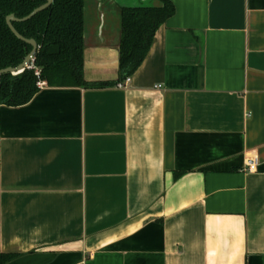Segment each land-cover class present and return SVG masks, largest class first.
<instances>
[{
	"label": "crops",
	"instance_id": "obj_1",
	"mask_svg": "<svg viewBox=\"0 0 264 264\" xmlns=\"http://www.w3.org/2000/svg\"><path fill=\"white\" fill-rule=\"evenodd\" d=\"M114 1H86L88 82L118 76ZM170 1L127 87L0 104L5 264H264V0Z\"/></svg>",
	"mask_w": 264,
	"mask_h": 264
},
{
	"label": "trees",
	"instance_id": "obj_2",
	"mask_svg": "<svg viewBox=\"0 0 264 264\" xmlns=\"http://www.w3.org/2000/svg\"><path fill=\"white\" fill-rule=\"evenodd\" d=\"M87 0H53L50 6L25 21H13L15 29L38 44L32 66L16 75H0V104L19 106L38 91L37 80L51 86L102 87L130 76L144 59L154 32L174 13L170 0L145 5H120L118 76L114 80L88 82L83 74ZM45 0H0V69L19 64L31 46L9 29L6 16L21 18ZM38 70L37 76L35 71ZM15 254L0 253V264Z\"/></svg>",
	"mask_w": 264,
	"mask_h": 264
},
{
	"label": "water",
	"instance_id": "obj_3",
	"mask_svg": "<svg viewBox=\"0 0 264 264\" xmlns=\"http://www.w3.org/2000/svg\"><path fill=\"white\" fill-rule=\"evenodd\" d=\"M53 0H45V2L39 6H37L36 8H34L30 13H28L26 16H23L21 18L16 17L14 14H9L6 16L5 20L6 23L9 27V29L11 30V32L20 40L26 42L27 44H29L31 46L30 51L26 54V56L24 57V59L17 64L16 66H8L6 68H2L0 69V75L4 74V73H11L12 75H16L19 74L20 72H22L25 68H29L31 62L33 61L34 55L38 50V44L37 42L32 39V38H25L24 36H22L13 26L12 22L13 21H25L30 19L32 16H34L35 14H37L38 12L46 9L48 6H50V4L52 3ZM135 4L133 5H145V4H150L153 3L155 0H134ZM139 2H142L139 4ZM101 4L99 3V6ZM104 24V19H103V14L101 15V19H100V23H99V32H101L102 26ZM86 32V31H85ZM84 38L86 39V33H84ZM83 59H84V53H83ZM117 78V77H116ZM115 78V79H116Z\"/></svg>",
	"mask_w": 264,
	"mask_h": 264
},
{
	"label": "built area",
	"instance_id": "obj_4",
	"mask_svg": "<svg viewBox=\"0 0 264 264\" xmlns=\"http://www.w3.org/2000/svg\"><path fill=\"white\" fill-rule=\"evenodd\" d=\"M31 66H32V62L30 64V67ZM35 73H36L37 76L39 75L38 70H36ZM130 81H131L130 76H126L123 80L118 81L115 84V86L117 88H125V87H127L129 85ZM36 84H37V86L39 88V87L45 86L46 85V82L44 80L38 79ZM256 165H257L256 158H253V159L248 160V162L246 164L247 170H249V171L255 170Z\"/></svg>",
	"mask_w": 264,
	"mask_h": 264
},
{
	"label": "rangeland",
	"instance_id": "obj_5",
	"mask_svg": "<svg viewBox=\"0 0 264 264\" xmlns=\"http://www.w3.org/2000/svg\"><path fill=\"white\" fill-rule=\"evenodd\" d=\"M104 1L106 2V0H104ZM140 3H142V2H139V4H140ZM114 4H115V5H114ZM119 5H120V1L115 0L114 3H113V6H115V8H118ZM110 6H112V4H111ZM113 6H112V7H113ZM115 15H116V12L112 14V18H113V19H112V22H113V21L116 22V21H115V18H114ZM115 26H116V25L112 26V29H115ZM103 32H106V30H103ZM85 33H87V31H86ZM86 36H87V35H86ZM86 40H87V38H86Z\"/></svg>",
	"mask_w": 264,
	"mask_h": 264
}]
</instances>
